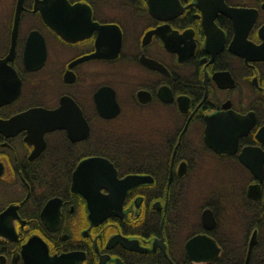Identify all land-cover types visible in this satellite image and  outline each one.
Here are the masks:
<instances>
[{
	"label": "flooded vegetation",
	"instance_id": "flooded-vegetation-1",
	"mask_svg": "<svg viewBox=\"0 0 264 264\" xmlns=\"http://www.w3.org/2000/svg\"><path fill=\"white\" fill-rule=\"evenodd\" d=\"M263 129L264 0H0V264H264ZM203 155L238 172L196 205ZM91 158L110 209L73 190Z\"/></svg>",
	"mask_w": 264,
	"mask_h": 264
},
{
	"label": "water",
	"instance_id": "water-1",
	"mask_svg": "<svg viewBox=\"0 0 264 264\" xmlns=\"http://www.w3.org/2000/svg\"><path fill=\"white\" fill-rule=\"evenodd\" d=\"M80 10H82V8L78 6L72 7L73 14L78 15L79 14L78 11ZM81 14L83 15L82 11H81ZM63 110H64V105L59 110L54 111V112L44 110V109H32L30 111L25 112L24 114L25 118L18 119V123L22 120L23 121L29 120L30 122L31 121L38 122L39 133L42 134L54 128L52 127L50 120H52L54 114H58L59 111L62 112ZM73 110L80 111V109L75 105V103H73ZM36 119H38L39 121H36ZM12 123H9V124L12 126ZM32 126H34V128L36 127L35 124H30V127ZM244 134L242 132L241 133L239 132L235 136L234 134L231 133V136H234L237 138L238 136H241ZM262 135H264V129H263ZM206 140L208 144L211 143L209 140V133L206 136ZM217 151L220 152V150H217ZM241 158H242L243 163L246 164L248 167H250L252 170L254 169L255 166H258L256 163H255V166H250L248 161H251V160L247 159L248 161L247 160L244 161L243 154ZM99 170H102V172H100ZM87 176L91 177L89 179V182L86 181ZM124 183H121L124 186H126L123 191H125L129 187L128 186L129 179L125 180ZM100 187H106L107 189L110 190V194L108 195V197H106V199L104 198V202H106L109 205L108 209H110L111 207H114V203H115L114 201L118 198V193H119V190L117 188L116 170L112 167L110 162L104 159L91 158V159L85 160L83 165L81 164V166L78 167L76 171L74 181H73V190L78 193L83 194L90 203H93V201H95V199L99 197L98 192L100 190ZM108 209H107L108 211L107 213L104 212V215H103L104 217L111 214V211ZM92 213L95 214L94 211Z\"/></svg>",
	"mask_w": 264,
	"mask_h": 264
},
{
	"label": "rangeland",
	"instance_id": "rangeland-1",
	"mask_svg": "<svg viewBox=\"0 0 264 264\" xmlns=\"http://www.w3.org/2000/svg\"><path fill=\"white\" fill-rule=\"evenodd\" d=\"M134 78H135V76H134ZM158 114L162 115V113H158ZM124 121L126 122V120H124ZM133 121L136 122L134 125L135 126L134 130L137 132L144 133L143 131H145L146 134L148 135L150 133V129L152 127L154 128V125L152 123V119L151 120H149L147 118L141 119V118L137 117L136 120H133ZM130 125H131V123H130ZM161 127H163V126H161ZM121 128H124V126ZM126 128H129V127L127 126ZM134 130H132V131H134ZM109 137L112 138L113 140H115L117 135H110ZM198 158H199L198 160H200V163L194 169V173H196V175L199 178L202 177L203 179H205V182H204V180L201 183H199V181H191V182H188L186 184L187 185V187H186L187 201L189 200V201L196 202V205H198L199 203L200 204L202 203L201 200L204 199L203 198L204 196H207L206 192L208 191V189L210 188L211 185L214 188L213 190H215V189L216 190L217 189L218 190H230L228 187L227 179H226V177H223V176L228 174V176L232 175V178H235V176H236L235 174H237V172H238V170H236L233 167L230 168V167H226L223 165L221 166L219 164V162H217V161L211 162L209 160L208 155L199 156ZM213 174H215V175L217 174L220 178L217 177L215 180H212L215 182L211 184L209 179H210V177H212ZM229 174H231V175H229ZM248 183L247 184L246 183H244V184L239 183L238 184L236 182L231 183V188H234V186H236L235 189H237V190L243 189L245 186L247 187ZM213 184L216 186V188L213 186ZM235 189H233V190H235ZM182 191H185V189L183 188ZM204 193L206 195H204ZM198 197H200L199 200H198ZM263 203H264V201H263ZM198 213H199L198 209L194 210V211L192 209V211H190L188 213V215L190 218L194 217L196 220H198V217H196V216H198Z\"/></svg>",
	"mask_w": 264,
	"mask_h": 264
},
{
	"label": "bare ground",
	"instance_id": "bare-ground-1",
	"mask_svg": "<svg viewBox=\"0 0 264 264\" xmlns=\"http://www.w3.org/2000/svg\"><path fill=\"white\" fill-rule=\"evenodd\" d=\"M72 7H75V6H72ZM78 7H80V6H78ZM80 8H82V7H80ZM228 12H230V10L227 8L226 9ZM83 14H84V12H83ZM153 65V64H152ZM66 100H68V101H71V102H73L74 103V101L72 100V99H66ZM76 105V104H75ZM77 106V105H76ZM24 114L25 113H22V114H19V115H17V116H15L13 119H11L10 120V123H12V126H17L18 127V125H19V123H18V119H24L25 117H24ZM25 121V120H24ZM27 121H29V120H27ZM228 121H230L229 123H227V124H225V127H232L233 129H237L238 127H239V118H237V117H233V118H231V119H225L224 120V122H228ZM224 127V126H223ZM34 129V128H33ZM224 129V128H223ZM35 130V129H34ZM232 131H235V130H232ZM248 131H249V129H248ZM41 135V134H40ZM39 140L40 141H45V139H43V137L42 136H39ZM179 143H180V141H179ZM206 143H207V140H206ZM207 145H208V143H207ZM83 163H84V161H82L78 166H77V168H76V170L74 171V173H73V178L75 177V174H76V171H77V169H78V167H80L81 166V164L83 165ZM110 164L112 165V167L114 168V166H113V163L112 162H110ZM100 172H102V170H99ZM211 184H212V182H210Z\"/></svg>",
	"mask_w": 264,
	"mask_h": 264
}]
</instances>
